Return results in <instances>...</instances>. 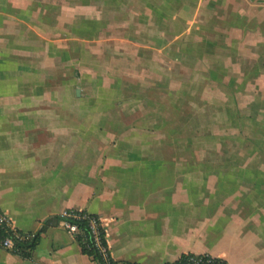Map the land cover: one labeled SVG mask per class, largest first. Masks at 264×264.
Instances as JSON below:
<instances>
[{
    "label": "crops",
    "instance_id": "crops-1",
    "mask_svg": "<svg viewBox=\"0 0 264 264\" xmlns=\"http://www.w3.org/2000/svg\"><path fill=\"white\" fill-rule=\"evenodd\" d=\"M183 56L264 116V0H0V209L39 233L0 264H97L58 219L70 210L100 218L114 261L264 264V158L194 157L169 121L175 86L169 109L118 107L131 73L160 80Z\"/></svg>",
    "mask_w": 264,
    "mask_h": 264
},
{
    "label": "rangeland",
    "instance_id": "rangeland-1",
    "mask_svg": "<svg viewBox=\"0 0 264 264\" xmlns=\"http://www.w3.org/2000/svg\"><path fill=\"white\" fill-rule=\"evenodd\" d=\"M116 23L119 25H115V31L122 33L120 20ZM179 60L181 62L179 61L178 66L167 64L164 69L162 68L160 80L154 81L152 76H145L144 81L140 82L138 74L131 73L126 87L129 100L123 105L118 103V107L129 110L169 109L170 102L164 101V92L175 86L177 93L173 95V98L178 99L176 103L178 117L172 116L169 121L171 120L172 125L177 127L179 143H193L194 157L214 158L226 163H232L234 159L249 161L253 158H264V116L254 117L255 113L250 107L255 104L250 102L249 98L244 99L248 89L242 94L235 91L237 98L233 102L232 98L235 96L228 98L229 94L234 92L232 85H216L211 80L210 88L206 89L204 78L207 76V67L213 69L215 75L218 71L217 65H195L194 60L189 62L193 65H186L190 60L185 56ZM231 73V71L226 72L222 79H228ZM159 83L161 86L158 88ZM154 85L155 91L161 92L160 97L163 99L161 105L153 103ZM204 91L210 92L212 98L209 102H206V96L202 95ZM143 96L146 101H143ZM246 96L249 97V95ZM259 105L261 104H256V108ZM132 121L133 118L127 120L128 123Z\"/></svg>",
    "mask_w": 264,
    "mask_h": 264
},
{
    "label": "built area",
    "instance_id": "built-area-1",
    "mask_svg": "<svg viewBox=\"0 0 264 264\" xmlns=\"http://www.w3.org/2000/svg\"><path fill=\"white\" fill-rule=\"evenodd\" d=\"M79 212V211H78ZM60 217L64 227L73 234L79 232V228L76 224L70 223L64 219L66 217L73 218H85L88 222L89 234L93 241V246L98 250V253L104 260L105 264H139L129 261H114L108 250L107 243H104L105 236L103 237L101 231L103 230L101 220L96 215L71 213L65 211ZM36 233L34 232H23L17 229L12 220L8 215L0 209V249L7 250L14 253L20 252V247L24 243L30 242L35 239ZM106 242V240H105ZM165 264H228L220 257H216L207 253L196 254L187 253L182 255L176 261L165 263Z\"/></svg>",
    "mask_w": 264,
    "mask_h": 264
},
{
    "label": "trees",
    "instance_id": "trees-1",
    "mask_svg": "<svg viewBox=\"0 0 264 264\" xmlns=\"http://www.w3.org/2000/svg\"><path fill=\"white\" fill-rule=\"evenodd\" d=\"M70 212L75 213V214L76 213L87 214L85 212H78V211H74V210H70ZM89 215H92V214H89ZM58 219H63V217L59 216ZM64 219H66L70 223H74L78 226L79 232L77 234H75V237L79 241L82 251L84 253L92 256L96 260L97 264H105L103 258L98 253V250L93 246V241H92V238L89 234L87 219H85V218H77L76 219L73 217H66ZM101 233L104 237L105 233L103 230L101 231ZM38 236H39V233L37 232L34 240L21 245L19 253L23 256H27L30 253L31 249L36 245V242L38 240ZM104 243H106L105 240H104Z\"/></svg>",
    "mask_w": 264,
    "mask_h": 264
}]
</instances>
